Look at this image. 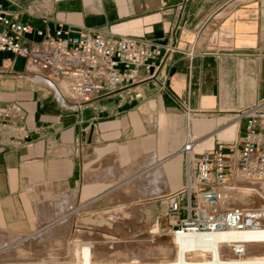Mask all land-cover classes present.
Segmentation results:
<instances>
[{"label": "crops", "instance_id": "0c3cea01", "mask_svg": "<svg viewBox=\"0 0 264 264\" xmlns=\"http://www.w3.org/2000/svg\"><path fill=\"white\" fill-rule=\"evenodd\" d=\"M0 9L46 34L95 28L173 47L136 82L79 105L29 80L23 57L0 53V105L20 106L27 135L0 145V226L11 233L31 227L34 196L49 207L74 200L79 180L91 194L111 166L136 165L139 177L167 162L163 189L173 191L186 134L200 151L237 141V112L264 98V0H0Z\"/></svg>", "mask_w": 264, "mask_h": 264}, {"label": "built area", "instance_id": "2783aa9c", "mask_svg": "<svg viewBox=\"0 0 264 264\" xmlns=\"http://www.w3.org/2000/svg\"><path fill=\"white\" fill-rule=\"evenodd\" d=\"M33 33L38 38H28ZM171 49L95 28L74 32L56 27L46 34L0 9V53L23 57L29 80L66 94L77 105L136 82L141 67L148 69ZM20 110L16 102L0 105L1 146L19 144L27 136L16 123ZM237 120L243 123L237 141H217L199 152L197 139L186 134L179 150L182 184L165 196L171 231L264 233V206L242 201L256 194L251 193L254 184L264 182V98L241 108ZM8 129L15 136L4 144L1 135ZM247 244L245 238L232 242L237 258L245 255Z\"/></svg>", "mask_w": 264, "mask_h": 264}, {"label": "rangeland", "instance_id": "374dc122", "mask_svg": "<svg viewBox=\"0 0 264 264\" xmlns=\"http://www.w3.org/2000/svg\"><path fill=\"white\" fill-rule=\"evenodd\" d=\"M162 166L166 169L167 162ZM135 168L136 165L111 166L97 177L105 183L92 185L96 189L91 194L85 191L88 187L79 180L74 200H69L66 195L51 202V207L59 204V210L51 209L48 203H41L34 196L30 228L17 225L14 233H11L0 226V264L67 263L68 252L81 247L83 243L107 251L108 256L99 255L104 262L168 260L170 255L166 250L174 244L166 212L167 188L163 189L169 184L168 177L156 180V184L161 183L162 193L154 194L149 199L135 198V185L131 190L126 188L127 184L136 183V180L126 182L141 172ZM86 173H83V177ZM179 181L182 182L181 176ZM170 188L173 191L177 189L171 185ZM242 201H249L253 206H264V198L258 194ZM41 208H45V211L39 212Z\"/></svg>", "mask_w": 264, "mask_h": 264}, {"label": "bare ground", "instance_id": "6f19581e", "mask_svg": "<svg viewBox=\"0 0 264 264\" xmlns=\"http://www.w3.org/2000/svg\"><path fill=\"white\" fill-rule=\"evenodd\" d=\"M202 146L203 144L196 146L195 150L200 151ZM138 168L140 169V167ZM167 171L168 170L164 169L162 165L157 166L153 169V171H150L149 173L137 177V179H135L136 183L127 184L131 183V181H127L126 188L131 190L133 185H135V188L137 189V192H135V198L142 197L149 199L150 197L154 196V194L162 193V189L159 185L161 183L156 184V180H158L159 177L161 178L166 176L167 178ZM157 173H159L160 175H157ZM252 187L254 191H252L251 193L260 194L264 198V185L262 183L254 184ZM55 206L56 205L54 204L53 209L56 208L59 210V207H61L59 204H57V207ZM40 211L43 210L40 209ZM123 212L124 210L121 211V213ZM99 216L104 217V215L100 213ZM172 232V241L174 244L166 250L167 254L170 255V257L166 261H159L154 259L139 261L126 260L104 262L99 259V255L108 256L107 251L98 250L95 246H92L91 244L83 243L81 247H78L68 252L67 255L70 256L68 257L67 263L53 264H264V233L251 234L242 231L237 232L232 230H215L212 232L184 231L183 233H181L176 231L175 229H172ZM243 238L248 240L247 248L245 251L246 253L244 256L237 258L231 249L232 242ZM174 255L175 257H173ZM25 264L47 263L39 262Z\"/></svg>", "mask_w": 264, "mask_h": 264}, {"label": "water", "instance_id": "95a60500", "mask_svg": "<svg viewBox=\"0 0 264 264\" xmlns=\"http://www.w3.org/2000/svg\"><path fill=\"white\" fill-rule=\"evenodd\" d=\"M57 104L56 100H53V102L51 103L52 106H55Z\"/></svg>", "mask_w": 264, "mask_h": 264}]
</instances>
